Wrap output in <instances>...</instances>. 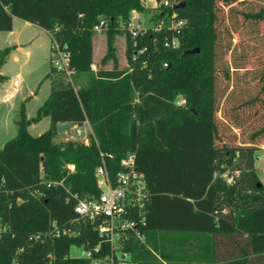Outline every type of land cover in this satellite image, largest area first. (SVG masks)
Wrapping results in <instances>:
<instances>
[{
    "label": "trees",
    "instance_id": "16d2710c",
    "mask_svg": "<svg viewBox=\"0 0 264 264\" xmlns=\"http://www.w3.org/2000/svg\"><path fill=\"white\" fill-rule=\"evenodd\" d=\"M246 1L182 0L174 9L186 21L177 49L163 48L169 32H148L135 48L126 35L129 70L92 72L93 27L100 18L107 22L104 64L114 58L115 27L132 11L144 12L141 0H0V32L11 31L13 18L38 26L69 53L74 78L87 76L75 89L51 68L49 98L31 120L21 106L16 135L0 149V264H89L71 257L70 248L90 249L100 239L90 225L75 223L72 195L96 196V169L104 167L112 179L129 154L149 191L144 223L136 226L143 242L130 234L124 247L132 264H150L152 253L176 264H264V185L257 187L254 167L255 153L264 149V116L250 128L237 112L264 109V84L232 117L220 109L216 81L224 13ZM244 17L264 25V6ZM193 49L199 53L183 55ZM179 99L184 105H176ZM43 118L49 130L32 137L28 126ZM68 122L87 123L91 133L84 141L54 143L56 126ZM226 172L231 183L220 177ZM52 223L79 235H49ZM35 235L42 241L30 240Z\"/></svg>",
    "mask_w": 264,
    "mask_h": 264
},
{
    "label": "rangeland",
    "instance_id": "374dc122",
    "mask_svg": "<svg viewBox=\"0 0 264 264\" xmlns=\"http://www.w3.org/2000/svg\"><path fill=\"white\" fill-rule=\"evenodd\" d=\"M150 2L141 0L143 14L147 16V19L148 15H153L155 22L159 11L155 2L152 1L154 5L152 7L149 5ZM263 6L264 0H248L238 3L224 13L225 21L222 26L224 30L219 32L216 49V81L218 94L222 97L220 109L232 117L234 109L257 96L264 84L261 79L264 75V25L254 24L244 17L246 13L255 12ZM102 20L103 18L99 19V21ZM120 24L115 27L112 36L111 45L114 58L107 60L104 64L101 61L107 51L108 31L107 28L95 30L96 25L93 27L92 64L95 65L96 71L98 69L109 70L114 65L118 69L129 70L126 34L121 30ZM24 25L22 20L15 19L11 31L0 32V54L8 51L3 63L0 64V149L16 135V121L21 106L24 108L27 119H34L51 92L50 80L46 78L51 70L50 37L33 26ZM224 73L228 74V79L224 77ZM59 76L75 89L87 82L86 75L77 80L74 78V73L69 77L56 75V77ZM14 81L18 82V87L13 86ZM237 112L239 120L242 118L244 126L250 128L255 125L257 127L264 116V109L260 104L252 109L243 107ZM244 116L245 120H243ZM217 117L222 119V114L218 113ZM49 128V119L43 118L37 123L30 124L27 132L32 137H37ZM224 133L228 134V131ZM234 133L238 135L239 130H235ZM73 135H75L73 130H70L68 135L57 134L53 142H66L72 139ZM254 167L260 183L264 185V149L255 153ZM220 177L231 183L227 172L221 174ZM81 253V247L72 246L70 248V256L73 258H80ZM152 254L153 260L150 264H176L164 261L158 253ZM187 264L198 263L189 261Z\"/></svg>",
    "mask_w": 264,
    "mask_h": 264
},
{
    "label": "built area",
    "instance_id": "2783aa9c",
    "mask_svg": "<svg viewBox=\"0 0 264 264\" xmlns=\"http://www.w3.org/2000/svg\"><path fill=\"white\" fill-rule=\"evenodd\" d=\"M159 11L156 21L153 15H148L137 11H132L129 19L120 24L121 30L130 37L135 48L137 39L143 37L148 32L172 33L170 39H165L163 48L177 49L180 46L176 35L184 27L186 21L179 18L174 11V7L182 3V0H154ZM165 11H168L165 13ZM150 24V25H149ZM107 22L102 20L95 26V30L104 29ZM51 40L49 62L51 68L64 74L72 75L73 71L69 68L70 55L62 49L55 41L53 35L47 32ZM145 51L142 47L135 51L133 58L141 55ZM163 67H167L164 63ZM90 69L96 72L94 64ZM14 87H18L17 81L13 82ZM176 105L182 106L183 100L179 99ZM75 132L71 140L84 141L91 133L90 127L85 123L82 127L75 126ZM121 170L114 178H109L104 167H98L95 172L99 193L96 196L80 198L72 195L75 200L74 213L77 215L76 224L90 225L92 230L97 233L100 242L93 248H82L81 257L89 261V264H132L130 254L124 251V247L131 236L143 242V238L136 229L137 224L144 223V208L149 199V191L143 173L138 172L134 164V156L129 154L120 162ZM69 173L75 171L73 165H68ZM229 183V182H227ZM51 183L47 184L50 187ZM49 235L60 237L61 235L77 236L79 232L71 228L59 230L55 223H52V230ZM33 241H42L41 235L30 237ZM106 251L103 252L104 247ZM48 264H51L49 262Z\"/></svg>",
    "mask_w": 264,
    "mask_h": 264
},
{
    "label": "water",
    "instance_id": "95a60500",
    "mask_svg": "<svg viewBox=\"0 0 264 264\" xmlns=\"http://www.w3.org/2000/svg\"><path fill=\"white\" fill-rule=\"evenodd\" d=\"M184 6V3H181L179 5H176L174 7V9H181L182 7ZM199 53V50L198 49H193V50H189V51H186L183 55H194V54H198ZM75 123L73 122H68V123H61V124H58L56 126V130H57V133H68L70 132V130H72L74 127H75ZM261 186V183H258L257 184V187H260Z\"/></svg>",
    "mask_w": 264,
    "mask_h": 264
},
{
    "label": "crops",
    "instance_id": "0c3cea01",
    "mask_svg": "<svg viewBox=\"0 0 264 264\" xmlns=\"http://www.w3.org/2000/svg\"><path fill=\"white\" fill-rule=\"evenodd\" d=\"M149 1H151L150 2V7H152V6H154L153 5V3H152V1H154V0H149ZM155 2V1H154ZM15 19H17V18H13V21H12V24H13V22H14V20ZM24 22V21H23ZM25 23V25L24 26H33V27H35V28H37V29H39L40 31H43V32H45V34H47L48 35V33L46 32V31H44L43 29H41V28H39L38 26H36V25H33V24H30V23H28V22H24ZM49 36V35H48ZM15 41H17V39H15ZM58 134H62V135H68L69 134V132L68 133H58Z\"/></svg>",
    "mask_w": 264,
    "mask_h": 264
}]
</instances>
